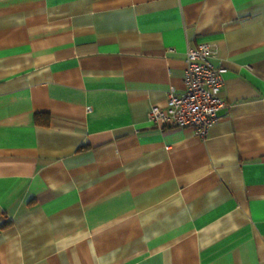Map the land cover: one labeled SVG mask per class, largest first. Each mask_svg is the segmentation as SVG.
<instances>
[{"label":"crops","instance_id":"obj_1","mask_svg":"<svg viewBox=\"0 0 264 264\" xmlns=\"http://www.w3.org/2000/svg\"><path fill=\"white\" fill-rule=\"evenodd\" d=\"M201 43L219 120L149 123ZM0 264H264V0H0Z\"/></svg>","mask_w":264,"mask_h":264},{"label":"built area","instance_id":"obj_2","mask_svg":"<svg viewBox=\"0 0 264 264\" xmlns=\"http://www.w3.org/2000/svg\"><path fill=\"white\" fill-rule=\"evenodd\" d=\"M211 47L207 43L187 49L185 54L184 90L167 92L164 107L152 106L147 121L161 129L189 128L204 138L218 120V110L224 106L219 97L223 85V68L210 61Z\"/></svg>","mask_w":264,"mask_h":264},{"label":"trees","instance_id":"obj_3","mask_svg":"<svg viewBox=\"0 0 264 264\" xmlns=\"http://www.w3.org/2000/svg\"><path fill=\"white\" fill-rule=\"evenodd\" d=\"M35 120H36L37 123L39 122V119H38L37 116L35 117ZM45 125H47V124H45Z\"/></svg>","mask_w":264,"mask_h":264}]
</instances>
